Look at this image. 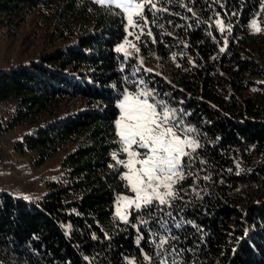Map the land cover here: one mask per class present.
Segmentation results:
<instances>
[{
    "label": "trees",
    "instance_id": "trees-1",
    "mask_svg": "<svg viewBox=\"0 0 264 264\" xmlns=\"http://www.w3.org/2000/svg\"><path fill=\"white\" fill-rule=\"evenodd\" d=\"M152 2L160 10L146 3L128 28L118 8L92 0H0V16L17 24L35 10L57 46L0 71V135L23 129L12 150L32 166L62 151L38 199L0 190V264H264V20L251 26L264 0ZM127 32L125 58L116 49ZM145 87L200 147L170 207L134 209L122 223L112 216L128 193L113 159H123L116 105ZM68 100L88 109L66 113ZM161 234L176 238L158 255Z\"/></svg>",
    "mask_w": 264,
    "mask_h": 264
},
{
    "label": "snow or ice",
    "instance_id": "snow-or-ice-1",
    "mask_svg": "<svg viewBox=\"0 0 264 264\" xmlns=\"http://www.w3.org/2000/svg\"><path fill=\"white\" fill-rule=\"evenodd\" d=\"M96 3L114 4L116 8L127 12L129 14L128 24L133 28L137 27V23L133 20L132 13L136 10L142 12L146 3L150 4V10H160L152 0H136V2L133 0H96ZM147 23L148 18L144 17V24L147 25ZM222 23L221 20H216L217 26H221L223 32ZM251 26L256 31L260 30V26L255 20L252 21ZM231 30L229 27L228 31L231 32ZM141 34H143L142 31ZM132 35L133 33L129 32V36ZM148 35H151V32ZM136 39H139V36ZM125 43L129 42L125 41ZM123 50L124 44L116 49L117 52ZM220 51L224 52L225 48L222 47ZM124 55L125 58H128L130 53L125 52ZM141 83L144 82L141 81ZM149 99L155 102L150 103ZM118 107L120 117L115 122L116 134L119 137L121 151L127 154V159L121 160L115 153L113 159L117 164L127 169V172L122 174V179L127 181L128 187L135 193V199L120 197L118 205L123 204L127 207L134 205L135 210H147V214H151L160 206L170 207V202L178 198L180 190L176 186L185 179V168L191 167L185 157L191 158L192 154L200 147L199 143L188 135H185L183 139L177 135L179 120L176 110L170 108L165 101L156 100L152 90L147 87L142 88L139 92H126ZM194 131L195 129L192 127L184 129L186 134ZM188 148L191 149V152L186 151ZM116 214L121 220L128 221V216L122 212L119 206L116 209ZM168 215L171 216V213ZM143 223H148V221L145 220ZM161 227L166 232H171L165 222H161ZM175 227L179 228L181 225L176 224ZM175 238L174 234L159 235L156 243V247L159 249L157 254L167 253L168 250L165 246ZM146 259L150 258L146 256ZM159 264H169V261L163 258ZM171 264H180V262L173 259Z\"/></svg>",
    "mask_w": 264,
    "mask_h": 264
},
{
    "label": "rangeland",
    "instance_id": "rangeland-1",
    "mask_svg": "<svg viewBox=\"0 0 264 264\" xmlns=\"http://www.w3.org/2000/svg\"><path fill=\"white\" fill-rule=\"evenodd\" d=\"M92 1L96 2V0ZM109 5L115 7L114 4ZM119 10L124 17L126 26L131 28L128 24L129 14L122 9ZM139 12L140 10L134 11L132 13V18L138 15ZM254 20L258 25L257 21L264 19L263 16L261 17L258 15ZM17 23L18 20L16 21V18L13 16H0V71L7 70L20 63H25L28 60L36 59L40 54L48 53L57 47L50 46L46 40L47 33L45 32L43 24L39 21L35 10L30 14H27L22 23ZM252 29L256 31L254 28ZM131 38L129 32H127L125 38L117 48L124 44V50L121 52L132 51L134 47ZM125 41H128L129 43H125ZM142 63L146 69L151 71L155 69L151 60L143 61ZM125 93H123L117 102L118 116L115 122L120 117V109L118 105L123 99ZM86 109H88L87 105L80 100H68L64 102L63 111L66 113ZM115 132H117L116 125ZM22 133L23 129L17 128L14 131L0 135V190L10 193L14 197L26 200H36L48 191L45 182L55 180L59 176V157L61 156L62 151L52 156L41 165L32 166L31 155L21 156L12 150L14 141L18 139ZM177 135L183 139L187 134L183 131L177 130ZM117 139L120 144L118 136ZM186 151L191 152V149L188 148ZM120 153L123 156V159L121 160H126L127 154L121 151V144ZM125 172H127V169L123 167V173ZM124 182L128 188V193L120 194L116 197L113 204L112 214L114 219L122 223H125V221L117 216V207L119 206L122 212L128 217L130 211L135 209L134 205L132 207H127L123 204L118 205L117 203L118 199L122 196L129 199H135V193H133L128 187L127 181L124 180ZM126 261L128 264H136L132 257H126Z\"/></svg>",
    "mask_w": 264,
    "mask_h": 264
}]
</instances>
